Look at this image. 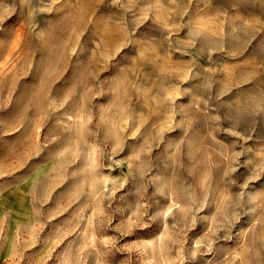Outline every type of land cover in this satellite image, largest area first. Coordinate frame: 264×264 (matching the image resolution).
Listing matches in <instances>:
<instances>
[{
  "label": "rangeland",
  "instance_id": "rangeland-1",
  "mask_svg": "<svg viewBox=\"0 0 264 264\" xmlns=\"http://www.w3.org/2000/svg\"><path fill=\"white\" fill-rule=\"evenodd\" d=\"M0 264H264V0H0Z\"/></svg>",
  "mask_w": 264,
  "mask_h": 264
}]
</instances>
